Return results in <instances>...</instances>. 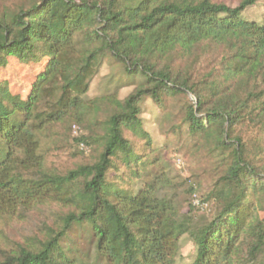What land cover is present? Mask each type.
Wrapping results in <instances>:
<instances>
[{
    "label": "trees",
    "instance_id": "trees-1",
    "mask_svg": "<svg viewBox=\"0 0 264 264\" xmlns=\"http://www.w3.org/2000/svg\"><path fill=\"white\" fill-rule=\"evenodd\" d=\"M233 1L0 0V71L11 59L33 68L24 94L0 78V215L59 210L0 248V264H175L184 235L195 247L189 264H264V21L243 15L258 0ZM196 48L214 50L198 79L173 67ZM104 62L109 87L91 99ZM177 94L192 96L187 134L221 167L199 196L213 204L199 225L193 184L152 147L139 117L145 99ZM102 111L101 133L75 139L97 143L96 159L48 168L38 132Z\"/></svg>",
    "mask_w": 264,
    "mask_h": 264
},
{
    "label": "rangeland",
    "instance_id": "rangeland-1",
    "mask_svg": "<svg viewBox=\"0 0 264 264\" xmlns=\"http://www.w3.org/2000/svg\"><path fill=\"white\" fill-rule=\"evenodd\" d=\"M228 4L235 5L233 0H224ZM12 6L14 0H3ZM22 3H24L22 1ZM243 15L258 23L264 21V0L248 7ZM214 51V50H213ZM211 48L193 50L190 56H186L174 62L175 70L191 73L194 79H198L209 65L210 57L213 54ZM30 66L15 64L11 59L9 66L0 71V78L6 79L9 87L14 92H24L29 88L32 78ZM106 62L102 64L98 74L90 81L87 95L93 99L103 95L109 85L103 76L108 74ZM134 85L124 86L117 91V97L123 99L133 89ZM192 96L189 94L170 95L164 98L161 105L154 103L151 99H145L142 105V112L139 115L143 129L148 133L152 147L159 149L160 153L169 160L173 173H177L181 179L193 184L195 197L202 205L194 206L192 212L196 217V223L202 224L205 218L213 211V204L209 201L201 200L200 195L206 194L217 179L221 167L218 164V156L211 154L207 146L201 147L192 142L186 132L185 107L187 101ZM105 119L102 111L95 117H88L82 124H75L81 133L72 131L73 123H56L48 125L38 132L39 152L42 154L45 165L57 172L65 173L79 165L89 164L96 159L99 152L97 143L92 140L89 147L81 149L75 140L85 133L100 134L101 129L98 121ZM97 122H94L96 121ZM91 131L86 128L88 122L91 123ZM143 140L139 139L138 145L142 146ZM182 161L177 165L175 158ZM193 195L190 198L192 201ZM256 212L260 218L264 217V193L258 195ZM186 209V208H185ZM59 210L56 206L38 207L22 216L13 215L11 217L0 215V248H8L15 242L32 236L35 231L49 220L54 219ZM195 255V247L192 239L184 235L180 239V248L175 264H189Z\"/></svg>",
    "mask_w": 264,
    "mask_h": 264
},
{
    "label": "built area",
    "instance_id": "built-area-1",
    "mask_svg": "<svg viewBox=\"0 0 264 264\" xmlns=\"http://www.w3.org/2000/svg\"><path fill=\"white\" fill-rule=\"evenodd\" d=\"M72 131H73L74 133H77V134H78V133H81L80 128H79L78 126H76L75 124L72 125ZM78 145H79V147H80L81 149H85V148H86V145H85L82 141H80V142L78 143ZM175 162L177 163V165H180V164L182 163V161H181V159H180L179 157H176V158H175ZM195 196H196V195L193 194V199H192V201H191L192 205H193V206H199V205H202L203 203H201L200 200H199L198 198H196Z\"/></svg>",
    "mask_w": 264,
    "mask_h": 264
}]
</instances>
